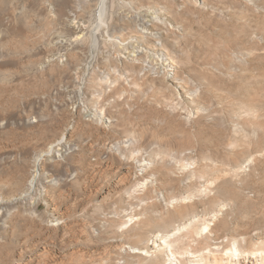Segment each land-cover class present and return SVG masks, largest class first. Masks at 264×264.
Listing matches in <instances>:
<instances>
[{"label":"rangeland","instance_id":"1","mask_svg":"<svg viewBox=\"0 0 264 264\" xmlns=\"http://www.w3.org/2000/svg\"><path fill=\"white\" fill-rule=\"evenodd\" d=\"M101 2L0 0V264L264 241V0Z\"/></svg>","mask_w":264,"mask_h":264},{"label":"bare ground","instance_id":"2","mask_svg":"<svg viewBox=\"0 0 264 264\" xmlns=\"http://www.w3.org/2000/svg\"><path fill=\"white\" fill-rule=\"evenodd\" d=\"M104 10H105V0H102L101 10L99 13L100 16L103 15ZM34 180L35 179L31 181V186H33ZM194 229L192 230L191 225L189 226L187 225V226L179 228L178 232H176L175 234L167 235L166 237H162L161 239H158L157 242L166 246V248L169 250L168 252L170 255H167L168 256L167 264H185L186 263L184 257L185 256L189 257V254L192 253V251L188 247H183L182 249H180L178 244L184 232H187L188 234H192L193 232L196 231V229L195 231ZM205 229H208L209 231H214L213 228H211L210 224L206 225ZM247 235L245 236L241 234L240 236L237 235V236L226 237L224 241L222 242L223 247H224L223 253L217 254L211 249L208 253L202 254L200 258L196 261L199 262L200 264H209V263L210 264H264V241H261L260 243L255 244L254 238L247 237ZM158 245L159 244L155 245L156 248H160V245L159 246ZM132 251L136 253H140V254H143V253L149 254L148 251L141 250L138 248H133ZM178 256L181 257V260H178V262H175V258L179 259Z\"/></svg>","mask_w":264,"mask_h":264}]
</instances>
